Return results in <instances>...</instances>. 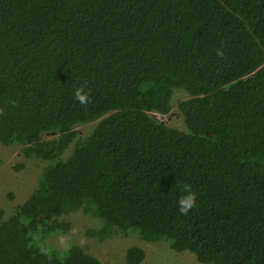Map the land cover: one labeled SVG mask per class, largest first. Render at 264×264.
Instances as JSON below:
<instances>
[{
    "label": "trees",
    "instance_id": "16d2710c",
    "mask_svg": "<svg viewBox=\"0 0 264 264\" xmlns=\"http://www.w3.org/2000/svg\"><path fill=\"white\" fill-rule=\"evenodd\" d=\"M0 144L47 162L9 218L0 206V264H105L45 243L76 211L103 222L90 237L264 264V0H0Z\"/></svg>",
    "mask_w": 264,
    "mask_h": 264
},
{
    "label": "rangeland",
    "instance_id": "374dc122",
    "mask_svg": "<svg viewBox=\"0 0 264 264\" xmlns=\"http://www.w3.org/2000/svg\"><path fill=\"white\" fill-rule=\"evenodd\" d=\"M186 95V91L177 89L174 95L175 103ZM175 113H177L176 109L164 118L172 125L184 129L182 117ZM95 123H86L77 128L82 135H86L95 127ZM70 151L71 147L64 156H67ZM46 163L42 159L26 157L21 147L17 145L0 144V206L5 210V218H9L14 207L24 202L38 185ZM60 220L68 221L69 228L67 231L47 236L45 243L55 249H66L70 245H78L105 264H128L126 255L132 246H139L145 250V259L139 264H208L201 262L191 251L177 252L166 241H146L136 233L125 235L114 232L103 240L90 237L87 234L88 230L101 228L103 222L82 211L63 215Z\"/></svg>",
    "mask_w": 264,
    "mask_h": 264
},
{
    "label": "clouds",
    "instance_id": "9594fccd",
    "mask_svg": "<svg viewBox=\"0 0 264 264\" xmlns=\"http://www.w3.org/2000/svg\"><path fill=\"white\" fill-rule=\"evenodd\" d=\"M75 98L78 100L81 104L87 103L89 97L88 93L83 88H76L75 89ZM196 202V194L185 188L184 194L180 196L178 199V210L182 214H187L189 210H191L195 206Z\"/></svg>",
    "mask_w": 264,
    "mask_h": 264
}]
</instances>
